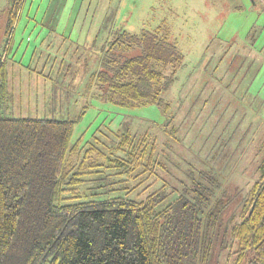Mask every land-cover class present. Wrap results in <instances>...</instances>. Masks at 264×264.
<instances>
[{
  "label": "rangeland",
  "instance_id": "rangeland-1",
  "mask_svg": "<svg viewBox=\"0 0 264 264\" xmlns=\"http://www.w3.org/2000/svg\"><path fill=\"white\" fill-rule=\"evenodd\" d=\"M16 2L0 0V58L7 56L3 115L79 120L71 141L79 147L71 160L78 165L92 150L86 165L96 163L101 171L87 168L83 196L90 199L98 185L120 180L126 181L120 187L137 188L131 198L141 200L152 191L146 189L156 176L140 169L127 178L111 168L112 160H129L118 150L127 132L156 139L167 163V173L157 170L164 181L176 185L182 175L172 162L185 169V160L218 174L220 192L239 202L246 196L264 148V0H20L13 20ZM162 24L185 55L175 84L164 94L170 112L106 103L92 76L113 29L139 34ZM170 116L173 138L165 127ZM225 258L226 251L217 249L211 264H225Z\"/></svg>",
  "mask_w": 264,
  "mask_h": 264
},
{
  "label": "trees",
  "instance_id": "trees-1",
  "mask_svg": "<svg viewBox=\"0 0 264 264\" xmlns=\"http://www.w3.org/2000/svg\"><path fill=\"white\" fill-rule=\"evenodd\" d=\"M6 63L1 57L0 264H211L217 249L226 251L225 264H264V148L257 179L239 202L220 192L218 174L197 170L193 162L184 160L185 169L172 162L182 175L176 185L159 178L157 170L167 173V163L156 139L127 132L118 150L129 160H112L111 168L127 178L140 169L156 176L146 189L152 191L131 198L137 188L120 187L126 182L120 180L98 185L89 199L81 192L87 168L101 171L96 163L86 165L92 150L78 165L71 160L79 147L71 144L79 120L5 117ZM184 63L166 24L139 34L114 28L92 82L106 103L167 114L171 105L164 94ZM169 118L166 133L171 128L173 138Z\"/></svg>",
  "mask_w": 264,
  "mask_h": 264
},
{
  "label": "crops",
  "instance_id": "crops-1",
  "mask_svg": "<svg viewBox=\"0 0 264 264\" xmlns=\"http://www.w3.org/2000/svg\"><path fill=\"white\" fill-rule=\"evenodd\" d=\"M55 2H58L59 0H54ZM111 0H107V3L108 2H110ZM113 1L114 0H112L110 3H113ZM117 3L118 4H120L121 3V0H117ZM118 12H119V10H118V8H115V10H113L112 11V13L111 14H113V16H112V19L114 20V19H116L117 17H118ZM57 15V14H56ZM59 15V14H58ZM118 20V19H117ZM62 27H63V25H62ZM103 29V28H102ZM58 30V29H57ZM57 30H56V28H55V32L57 33ZM61 31H63V32H65L66 31V29L65 28H61L60 29ZM102 49H103V46H102V48H101V51H102ZM102 53V52H101Z\"/></svg>",
  "mask_w": 264,
  "mask_h": 264
},
{
  "label": "built area",
  "instance_id": "built-area-1",
  "mask_svg": "<svg viewBox=\"0 0 264 264\" xmlns=\"http://www.w3.org/2000/svg\"><path fill=\"white\" fill-rule=\"evenodd\" d=\"M257 1H262V0H257Z\"/></svg>",
  "mask_w": 264,
  "mask_h": 264
}]
</instances>
